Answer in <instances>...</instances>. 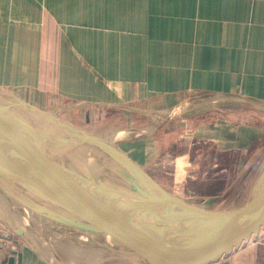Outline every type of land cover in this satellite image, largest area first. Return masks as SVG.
Returning <instances> with one entry per match:
<instances>
[{
    "label": "crops",
    "instance_id": "1",
    "mask_svg": "<svg viewBox=\"0 0 264 264\" xmlns=\"http://www.w3.org/2000/svg\"><path fill=\"white\" fill-rule=\"evenodd\" d=\"M0 87L236 207L264 158V0H0ZM0 264L46 263L0 222ZM214 264H264V244Z\"/></svg>",
    "mask_w": 264,
    "mask_h": 264
},
{
    "label": "water",
    "instance_id": "2",
    "mask_svg": "<svg viewBox=\"0 0 264 264\" xmlns=\"http://www.w3.org/2000/svg\"><path fill=\"white\" fill-rule=\"evenodd\" d=\"M154 166L0 87V218L46 264H89L81 244L104 264H214L264 230V172L214 209Z\"/></svg>",
    "mask_w": 264,
    "mask_h": 264
},
{
    "label": "rangeland",
    "instance_id": "3",
    "mask_svg": "<svg viewBox=\"0 0 264 264\" xmlns=\"http://www.w3.org/2000/svg\"><path fill=\"white\" fill-rule=\"evenodd\" d=\"M119 138L120 137H122V136H118ZM260 166H259V168H258V170L257 171H255V170H252L251 171V173H252V175H257V176H260L263 172H264V158H263V160L261 161V163L259 164ZM249 172V171H248ZM253 177V176H252ZM254 178V177H253ZM0 222H2V220H1V218H0ZM38 226V228H41V226L40 225H37ZM81 247V249L83 250H81L82 252H83V254H84V251L86 252L87 251V253H85V254H89V253H91L92 255H91V258H93V257H95L94 259H90L89 261H88V259H87V263L89 262V264H104V263H101V262H103L104 260L103 259H100V258H102V257H99V256H95V254H94V252L91 250V248H90V246H88V245H86V244H81L80 245ZM81 252V253H82ZM93 256V257H92ZM94 260V261H93ZM96 260V261H95Z\"/></svg>",
    "mask_w": 264,
    "mask_h": 264
},
{
    "label": "built area",
    "instance_id": "4",
    "mask_svg": "<svg viewBox=\"0 0 264 264\" xmlns=\"http://www.w3.org/2000/svg\"><path fill=\"white\" fill-rule=\"evenodd\" d=\"M256 242L264 244V230H261L256 238L251 239Z\"/></svg>",
    "mask_w": 264,
    "mask_h": 264
},
{
    "label": "bare ground",
    "instance_id": "5",
    "mask_svg": "<svg viewBox=\"0 0 264 264\" xmlns=\"http://www.w3.org/2000/svg\"><path fill=\"white\" fill-rule=\"evenodd\" d=\"M81 250H82V249H81ZM81 250H80V251H81ZM82 251H83V250H82ZM82 251H81V252H82ZM84 253H87V251H86V252L84 251ZM82 254H83V252H82ZM89 254H90V253H89ZM92 257H93V256H92ZM94 258H95V257L90 258V259H94ZM90 259H88V261H89ZM90 261H91V260H90ZM93 261H94V260H93ZM95 261H96V260H95ZM88 263H89V262H88ZM91 264H92V263H91ZM94 264H95V263H94Z\"/></svg>",
    "mask_w": 264,
    "mask_h": 264
}]
</instances>
